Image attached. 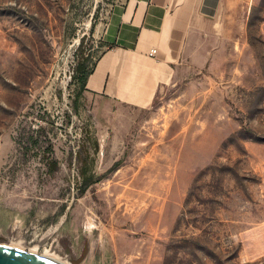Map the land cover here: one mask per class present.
<instances>
[{"label":"rangeland","instance_id":"374dc122","mask_svg":"<svg viewBox=\"0 0 264 264\" xmlns=\"http://www.w3.org/2000/svg\"><path fill=\"white\" fill-rule=\"evenodd\" d=\"M120 1L0 0V243L73 264H264V0L232 55L177 64L145 109L84 95Z\"/></svg>","mask_w":264,"mask_h":264},{"label":"crops","instance_id":"0c3cea01","mask_svg":"<svg viewBox=\"0 0 264 264\" xmlns=\"http://www.w3.org/2000/svg\"><path fill=\"white\" fill-rule=\"evenodd\" d=\"M251 1L118 2L101 29L108 50L90 73L84 95L95 104L152 107L178 77L177 64H189L197 55L203 71L218 63L223 47L233 54L239 32L247 29Z\"/></svg>","mask_w":264,"mask_h":264},{"label":"water","instance_id":"95a60500","mask_svg":"<svg viewBox=\"0 0 264 264\" xmlns=\"http://www.w3.org/2000/svg\"><path fill=\"white\" fill-rule=\"evenodd\" d=\"M0 264H57L42 256H37L5 243H0Z\"/></svg>","mask_w":264,"mask_h":264},{"label":"bare ground","instance_id":"6f19581e","mask_svg":"<svg viewBox=\"0 0 264 264\" xmlns=\"http://www.w3.org/2000/svg\"><path fill=\"white\" fill-rule=\"evenodd\" d=\"M10 245L14 248H18L20 250H23L25 252L37 255V256H42L44 258H47L48 260H51L57 264H73L72 262V257L70 256L69 253H67L66 256H61L59 253L56 252V250L52 248H47L44 250L42 254H38V248L37 247H31L26 249L21 243L12 241Z\"/></svg>","mask_w":264,"mask_h":264},{"label":"trees","instance_id":"16d2710c","mask_svg":"<svg viewBox=\"0 0 264 264\" xmlns=\"http://www.w3.org/2000/svg\"><path fill=\"white\" fill-rule=\"evenodd\" d=\"M109 47H112V46H109ZM90 73H89V75H90ZM89 75L88 76L86 75V76L81 78V82H82V86H83L84 90L86 89V82H87Z\"/></svg>","mask_w":264,"mask_h":264},{"label":"built area","instance_id":"2783aa9c","mask_svg":"<svg viewBox=\"0 0 264 264\" xmlns=\"http://www.w3.org/2000/svg\"><path fill=\"white\" fill-rule=\"evenodd\" d=\"M149 54L152 57L155 56L156 55V49L151 50Z\"/></svg>","mask_w":264,"mask_h":264}]
</instances>
